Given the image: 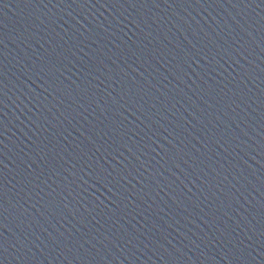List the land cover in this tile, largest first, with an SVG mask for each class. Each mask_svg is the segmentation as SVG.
I'll list each match as a JSON object with an SVG mask.
<instances>
[{
    "label": "water",
    "instance_id": "1",
    "mask_svg": "<svg viewBox=\"0 0 264 264\" xmlns=\"http://www.w3.org/2000/svg\"><path fill=\"white\" fill-rule=\"evenodd\" d=\"M0 264H264V0H0Z\"/></svg>",
    "mask_w": 264,
    "mask_h": 264
}]
</instances>
